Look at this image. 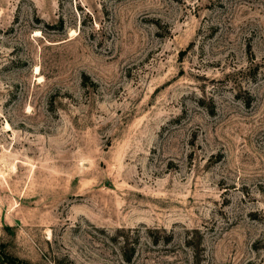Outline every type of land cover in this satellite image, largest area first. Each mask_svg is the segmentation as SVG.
<instances>
[{
    "label": "rangeland",
    "instance_id": "rangeland-1",
    "mask_svg": "<svg viewBox=\"0 0 264 264\" xmlns=\"http://www.w3.org/2000/svg\"><path fill=\"white\" fill-rule=\"evenodd\" d=\"M264 264V0H0V264Z\"/></svg>",
    "mask_w": 264,
    "mask_h": 264
},
{
    "label": "trees",
    "instance_id": "trees-1",
    "mask_svg": "<svg viewBox=\"0 0 264 264\" xmlns=\"http://www.w3.org/2000/svg\"><path fill=\"white\" fill-rule=\"evenodd\" d=\"M3 257L5 259H7L8 262H10L11 264H31V263L25 262V261H17L18 259H14L13 257H10L9 255H6L5 253H3Z\"/></svg>",
    "mask_w": 264,
    "mask_h": 264
}]
</instances>
